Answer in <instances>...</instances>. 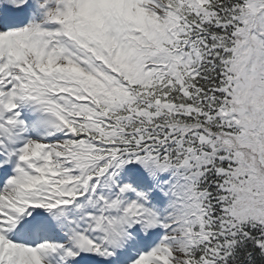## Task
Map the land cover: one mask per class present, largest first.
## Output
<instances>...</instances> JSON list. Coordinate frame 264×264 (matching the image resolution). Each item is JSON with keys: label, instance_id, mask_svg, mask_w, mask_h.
Masks as SVG:
<instances>
[{"label": "snow or ice", "instance_id": "obj_1", "mask_svg": "<svg viewBox=\"0 0 264 264\" xmlns=\"http://www.w3.org/2000/svg\"><path fill=\"white\" fill-rule=\"evenodd\" d=\"M0 264H264V0H0Z\"/></svg>", "mask_w": 264, "mask_h": 264}]
</instances>
